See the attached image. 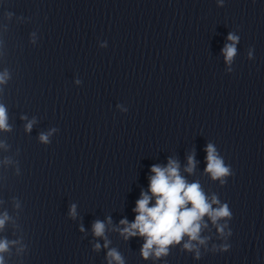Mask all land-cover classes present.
I'll use <instances>...</instances> for the list:
<instances>
[{
	"label": "clouds",
	"instance_id": "9594fccd",
	"mask_svg": "<svg viewBox=\"0 0 264 264\" xmlns=\"http://www.w3.org/2000/svg\"><path fill=\"white\" fill-rule=\"evenodd\" d=\"M227 40L231 43L225 44L222 52L225 61L230 64L236 55V43L239 37L229 33ZM7 78V71L0 73V84L5 83ZM7 119L6 108L0 104V130H8ZM33 122L30 121L26 125L27 131H31ZM54 131L56 130L52 129L48 133H41L39 135L40 142L49 143V136ZM205 151L207 155L204 171L210 174L213 180H219L221 184H224L223 178L231 175L230 168L225 165L213 144L208 143ZM194 166V157L189 156L188 167L185 170L191 173ZM150 171L152 175L149 177L148 192H141V197L136 201V207L133 209L136 213L134 221L130 223L126 218L120 220V224L124 225L121 235L125 239L136 235L144 237L145 242L141 248V255L144 259H148L152 255L156 258L167 255L169 246L180 244L187 236L188 242L183 244V248L188 251L196 250V256L199 258L197 244L206 243V238H201L200 232L202 227H208L204 217L207 216L217 227L218 232L223 234L224 225H220L218 222L224 218H231L232 213L228 205H221L215 195L209 202V198L198 182L188 183L180 175L178 163L173 159L168 160L167 166H151ZM153 198H155V203L150 207L149 204ZM214 204L217 207L213 208ZM69 215L73 219L76 218L75 204L70 206ZM8 219L7 213L0 216V229L4 227ZM108 223H111L110 218ZM105 227L103 221H95L92 225L94 236L103 238ZM80 230H84L82 226ZM105 247H107V241ZM8 248L9 241L0 240V253L8 251ZM95 248L98 250L100 245H95ZM224 250H227L226 247ZM108 257L110 258L109 264H112V261H116V264H124L121 255L115 249L108 252ZM0 264H4L2 255H0Z\"/></svg>",
	"mask_w": 264,
	"mask_h": 264
}]
</instances>
